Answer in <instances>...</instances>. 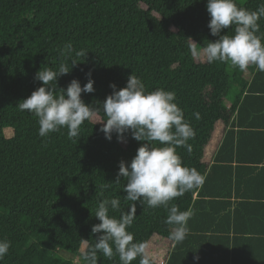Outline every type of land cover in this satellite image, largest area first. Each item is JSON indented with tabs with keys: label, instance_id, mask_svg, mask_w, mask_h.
Returning a JSON list of instances; mask_svg holds the SVG:
<instances>
[{
	"label": "trees",
	"instance_id": "16d2710c",
	"mask_svg": "<svg viewBox=\"0 0 264 264\" xmlns=\"http://www.w3.org/2000/svg\"><path fill=\"white\" fill-rule=\"evenodd\" d=\"M235 2L249 11L264 5V0ZM206 4L207 0H0V239L11 242L0 264H74L57 252L75 257L83 243L95 244L102 234L91 231L101 222L95 217L98 203L119 197V210L109 211L116 218L132 203L124 199V178L115 182L120 161L130 163L144 142L130 132L125 142H118L115 133L106 139L100 130L106 119L102 111L84 121L76 138H68L67 128L40 137L38 119L17 104L42 86L35 79L41 69L58 71L62 63L69 67L68 74L57 78V95L73 79L81 87L92 79L95 91L81 98L95 108L112 93L110 84L122 89L132 73L147 92H174L196 133L188 142L191 153L184 147L176 152L182 164L196 168L205 181L171 200L169 207L193 212L206 185L225 186V155L233 152L242 132L231 129L225 135L212 166L205 161L206 147L218 124L225 128L236 113L255 110L253 99L264 100L257 98L264 94H256L264 91L256 85L264 82V72L255 66L241 72L228 63L201 60L202 47L218 39L208 28ZM258 23L257 35L264 37V18ZM221 34L232 35L233 29ZM69 43L71 52L65 47ZM193 49L201 55H193ZM81 50L86 57L76 55ZM73 61L77 63L71 65ZM196 112L200 119L193 115ZM7 128L13 130L10 139L4 136ZM213 176L221 181L212 183ZM136 203V218L128 228L134 241L148 244L157 237L173 242L172 228L164 223L167 209ZM98 263L120 264L119 256L108 259L98 253ZM131 264H139V258Z\"/></svg>",
	"mask_w": 264,
	"mask_h": 264
},
{
	"label": "clouds",
	"instance_id": "9594fccd",
	"mask_svg": "<svg viewBox=\"0 0 264 264\" xmlns=\"http://www.w3.org/2000/svg\"><path fill=\"white\" fill-rule=\"evenodd\" d=\"M206 9L211 17L208 24L210 33L218 37L215 42L209 41L202 47L206 62L228 63L241 72L255 66L264 72V37L257 35L260 31L258 21L264 18V5L249 11L239 7L235 0H207ZM230 26L233 34L222 35V31ZM65 47L72 51L71 43ZM192 52L193 55H201L197 49ZM76 55L86 57L87 52L81 50ZM76 63L73 61L71 65ZM69 71L63 63L58 71L50 68L39 70L35 79L42 82V86L17 104L19 110L27 111L38 119L40 137L67 128L68 138H76L84 121L91 120L98 111H102L106 119L100 130L106 139L111 140L115 133L118 142H125V134L130 132L133 139L144 142L130 163H119L115 183L120 182V177L126 181L123 191L127 194L124 199L132 202L129 211L122 212L119 218L110 216V209L116 211L120 208L119 197L100 201L95 217L101 222L93 225L91 231L102 234L97 236L94 245L81 251L80 260L82 264H98L100 253L108 259L118 255L120 264H131L137 258L139 264H154L146 242L134 241V235L128 228L136 218V202L143 208L145 205L153 209L162 206L168 211L164 223L172 228L169 239L174 244L185 240L192 212L180 211L176 205L169 207V202L204 184V175L196 168L184 166L176 152L178 147H184L191 153L192 145L188 142L195 138V130L175 102L174 92L163 88L147 92L142 80L134 73L122 89L117 90L114 83L110 84L113 91L101 108L86 105L81 98L82 93L95 91L94 81L90 78L83 87L73 79L67 89H61L57 95V78ZM193 115L200 119L199 112ZM157 143L161 146H156ZM10 246V241L0 239V261L8 255Z\"/></svg>",
	"mask_w": 264,
	"mask_h": 264
},
{
	"label": "crops",
	"instance_id": "0c3cea01",
	"mask_svg": "<svg viewBox=\"0 0 264 264\" xmlns=\"http://www.w3.org/2000/svg\"><path fill=\"white\" fill-rule=\"evenodd\" d=\"M256 85L264 90V82ZM250 103L255 110L236 113L225 128L216 126V140L205 150V161L212 166L225 135L231 129L242 132L233 152L225 155V186L206 185L182 243L155 237L147 244L155 264H264V100ZM212 178V183L221 181Z\"/></svg>",
	"mask_w": 264,
	"mask_h": 264
},
{
	"label": "rangeland",
	"instance_id": "374dc122",
	"mask_svg": "<svg viewBox=\"0 0 264 264\" xmlns=\"http://www.w3.org/2000/svg\"><path fill=\"white\" fill-rule=\"evenodd\" d=\"M240 4H245L248 0H237ZM201 60L203 61V62H205L206 61V59H205V57L203 56V54L201 55ZM219 126H220V124H219ZM217 130L215 131V133H214V135H213V137H212V141L213 140H216V134H217ZM4 136L7 138V139H10V138H12L13 137V130L12 129H10V128H7V129H5L4 130ZM211 141V142H212ZM82 247H81V249H80V251H79V254L77 255V256H75V257H71L70 255H68L67 253H65V252H61V251H58L57 253H58V255L59 256H61L62 258H64V259H66V260H71L74 264H82V261L80 260V253H81V251H84V250H86L87 248H88V245L87 244H85V243H83L82 245H81ZM26 247L27 246H24V249H26ZM99 264V263H98Z\"/></svg>",
	"mask_w": 264,
	"mask_h": 264
}]
</instances>
